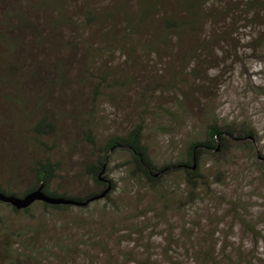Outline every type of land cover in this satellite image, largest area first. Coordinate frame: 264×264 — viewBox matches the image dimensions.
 <instances>
[{
  "label": "trees",
  "instance_id": "1",
  "mask_svg": "<svg viewBox=\"0 0 264 264\" xmlns=\"http://www.w3.org/2000/svg\"><path fill=\"white\" fill-rule=\"evenodd\" d=\"M70 1L72 4L75 0ZM83 1L91 7L88 11L89 22L95 23L100 19V16L91 4L93 0ZM108 1L113 4V7L112 9L106 7L101 13L102 23L108 25V30L103 33L104 36L100 42L107 38H113L114 43L129 44L134 41L135 35L144 34L146 31L145 23L147 22L148 26H155L158 30L153 44L161 42L164 45H171L173 38L182 39L190 35L200 36L203 33V28L211 25L212 28L206 32L204 29L205 36L208 38H203L202 42L199 41L195 44L189 57L197 59L198 48L200 47L207 50V56L212 60L217 55L215 50L219 48L225 54L236 53L238 56L243 47L252 53H250V58L260 60L262 70H264V65H262L264 63V0H237V3L233 2L236 0H227L222 8L216 9L211 6L215 5V2L222 3L225 0ZM13 5L17 10L16 13L9 10L4 15L6 21L2 23L5 31L3 38L6 39L4 43H7V47H0V71L10 72L9 78L7 77L5 82L2 79V82L16 86L17 97L22 101L20 102L21 105L24 106L22 107L23 111L31 112L33 106L27 109V104H34L35 100L38 111H42L45 101L51 100L53 96L52 89L44 84L47 89L43 91V84H41V82L49 85L51 83L48 78V80L45 78V73H49L52 69L50 63L39 57L44 65L36 64L33 67L20 70L17 68L16 59L10 56L18 54L26 35L36 36L38 24L42 23L41 25L45 27L46 31L50 30L61 35L63 25L72 24L73 17L69 16L66 8L68 0H37L35 2L37 10L47 8L49 10V12L43 13V17H40L37 11L35 12L40 17L38 24L29 19L27 12L21 13L22 5L17 3ZM3 7L7 9L9 6L0 5V8ZM120 15L123 17L120 18ZM38 35L39 37H36L39 40L36 39L37 43L31 45V49H35L44 40H48L50 45L51 43L60 46L63 44L61 41L52 42V38L45 36L42 29L38 30ZM118 35H121L119 42L116 41ZM17 43L19 47L16 45ZM141 44L142 42L132 44L129 48L131 54L135 55L136 46L139 47ZM153 44L143 43V47L146 49ZM56 45H52V49L62 48ZM103 45L104 43H101V46ZM27 47L29 46L27 45ZM156 47L153 46V48ZM89 49L90 47H88ZM99 50L97 48V52ZM34 52L30 48L29 50L25 49L22 56H31L30 59L33 60ZM257 52L259 53L257 54ZM10 59L12 62H8ZM205 62L209 63L206 60ZM11 63L15 64V69L9 68ZM237 63L241 64L239 61ZM192 74L196 77L199 76L196 69H192ZM115 76L118 78L112 80V83L117 86L128 85V79H130L128 74L121 73V75ZM101 81L99 86L102 83H107L108 78L102 76ZM63 82H66L65 78H63ZM25 87H30V93L32 92L36 96L34 101L32 96L29 97V93L26 96L22 94L23 89H26ZM95 90L98 94L99 87ZM261 91V96L264 97V88ZM183 94L177 101L176 109L162 108V111L165 112L164 119L167 115L170 123H172L165 126L162 124L163 122H160L159 128L168 131L167 133L172 134L174 130L181 127V122H186V115L182 114V111L194 112V109L189 111L190 107L186 102L188 96L184 92ZM96 100L95 98L93 103H96ZM94 107L86 114L84 123L88 129L85 134V141L92 145L99 155L85 168L83 175L95 182L94 189L77 194L55 188L56 179L62 177L61 172H59L62 163L50 157L33 162L31 171L35 182L24 191L9 190L0 181V190L8 194L24 196L43 187V191L47 195L65 200L56 203L37 200L27 208H18L0 200V204L16 214L29 213L36 206H41L45 215L53 214L55 216V214L59 215L60 213L64 215L65 212H70V209H85L91 205L98 206L101 201L105 202L100 218L96 222L92 220L87 224L84 240L77 239L78 232H73L71 229L75 224L80 226L85 224L83 217L78 219L79 215L71 219H66L65 216L61 217V225L58 227V231L62 234L59 237L54 235L55 227L44 223L45 221L40 222L42 224L35 227L25 226L23 231L16 234L11 222L9 223L7 219H1V228L4 233L9 237L10 234H16L21 244L29 249L28 256L25 257L26 261L23 259L24 264H42V254L47 253L45 256L49 254L54 256L57 249L60 250V254L55 256L68 259V262L65 261L64 263L61 260H56L55 262L58 264H264V233L260 232L258 228L259 219L254 218L248 212L240 194L233 192L231 185L226 183L227 174L225 172L227 171L225 169H219L213 182L210 181V174L206 172V166L203 165V160L206 158H212L217 167L221 164L232 163L236 151L244 150L241 145L243 143L251 153L250 157L258 169L257 173L261 175L258 178L264 181V159H262L264 154L261 155L262 158L259 157L256 142L258 136L255 127L250 126L249 123L247 125L239 124L234 120L222 122L215 118L212 109L205 108L203 110L207 113L204 114H207L209 123L200 126L195 124L194 127L197 128V131L194 134L196 135L187 136L188 141L178 157L158 165L150 153L148 145L144 142L146 127L143 123L136 124L126 135H113L101 144L93 131L96 110ZM0 115L1 122L3 116ZM190 115L193 116L194 114ZM19 119L26 128L28 124L22 123L23 116L20 115ZM19 119L17 118L16 121L20 123ZM30 125L32 126L31 130L35 132L34 138L39 141V147L44 149L45 153L51 154L54 146H50L42 140L57 132L58 125L52 119V115L43 113L34 125ZM171 147L178 148L174 141ZM116 150L126 152L127 155L129 153L130 159L114 165L126 172L128 183L135 185L137 182L139 186L142 183H147L148 189L154 192L155 197L145 206H142L143 201L140 194L138 196L129 195L128 202L125 201L126 199L115 197L114 193L118 189V182L112 176L114 171L112 157ZM3 162L4 158L0 154V167ZM21 165L20 159L18 166H14V164L7 166L8 171H12V166L14 170L18 171ZM248 165H250L249 161ZM124 180L126 178H123ZM212 182H219L223 189H215ZM7 183L10 184V182ZM126 191L132 192L130 189ZM206 202L209 204L204 206ZM215 203L218 204L216 205L217 208L222 205L224 209L221 216L216 213H211L213 217L200 214L204 210L203 206L212 208ZM216 206H214V210H217ZM110 209L117 216L115 221L108 216ZM192 209L198 221L191 219L193 215L188 211H192ZM204 215L209 219L207 223L202 225ZM218 216L221 219H216ZM89 217L93 218L92 216ZM177 217H180L181 221ZM224 222L226 225L234 223L228 234L240 233L244 237H251L253 243L243 241L234 246L231 242L219 240L217 233L220 231V225ZM206 225L210 229H205ZM116 227L118 228L116 229ZM202 230H207V232L203 234ZM31 232L33 233L32 236H30ZM160 237L161 241H158ZM193 239L197 242L195 243ZM261 241L263 246H259ZM82 246L87 247V251L79 254ZM10 250H7L8 254L11 252L9 263L20 264L19 260L22 257ZM80 256L86 259L84 263L76 261V257Z\"/></svg>",
  "mask_w": 264,
  "mask_h": 264
},
{
  "label": "rangeland",
  "instance_id": "2",
  "mask_svg": "<svg viewBox=\"0 0 264 264\" xmlns=\"http://www.w3.org/2000/svg\"><path fill=\"white\" fill-rule=\"evenodd\" d=\"M35 2L37 0H0V5L9 6L7 9L6 7L0 8V47H7V43H4L6 39L3 38L5 31L2 23L6 21L4 15L9 10L16 13L17 10L13 4L22 5L21 13L27 12L29 19L37 24L39 18L43 17V13L49 12L48 8L37 10ZM233 2L237 3L238 1ZM215 3L211 6L212 8H222L227 0L222 3ZM91 4L100 16V19L95 23H90L88 20V16H90L88 11L91 7L86 2L75 0L71 4V1L68 0L66 8L69 16L73 17V21H71L72 24L63 25L61 35L50 30L46 31L45 27L41 25L42 23L38 24L39 26L35 25L37 27L36 36L39 37L38 30L42 29L45 36L52 38V42L61 41L63 43L61 46L54 43L50 45L48 40H44L35 49H31V45L37 43L38 37L30 36V34L25 36V41L23 46H20L21 49L18 54L10 56L16 59L17 68L20 70L33 67L36 64L44 65L40 58L50 63L52 69L49 73H45V78H48L51 83L49 85L41 82V84H43V91L47 89L44 84L49 86L53 96L51 100L45 101L44 110L38 111L36 96L32 92L30 93V87H25L26 89H23L22 94L26 96L29 93V97L32 96L35 103L27 104V109L33 106L31 112L23 111L22 107L24 106L21 105L20 102L22 101L17 97L16 86L7 82L4 83L9 78L10 72L0 71V114L3 116L0 122V154L4 158L0 167V181L7 189L21 192L29 188L35 182L31 171L33 162L46 157L62 163V168L59 171L62 177L56 179L55 188L77 194L94 189L95 182L88 176H83L85 168L99 155L96 153V149L85 141L88 127L84 122L87 112L94 105L96 110L93 131L101 144L113 135H126L136 124L143 123L146 127L144 142L148 145L149 151L158 165L178 157L188 141L187 136L196 135L194 132L197 131V128L194 125L200 126L208 122L207 114H204L206 111L203 110L205 108L212 109L215 118L222 122L234 120L239 124L247 125L249 123L250 126L255 127L258 136L256 137L258 154L262 158L261 155L264 154V97L261 96V89L264 88V70H262L260 60L250 58L249 49L246 50L242 47L239 55L236 56V53L225 54L219 48L215 50L217 55L212 60L207 56V50L200 47L197 53L200 59H195L189 57V54L192 53L195 44L199 41L202 42L206 37L208 38L205 36L204 29L206 32L212 28L211 25L205 26L200 36L190 35L182 39L173 38L171 45H164L161 42L153 44L158 30L155 26H148L146 22L144 34L135 35L134 41L131 42L132 44L142 42L139 47L136 46L137 51L133 55L129 49L131 43H114L113 38H107L100 42L104 36L103 33L108 30V25L102 23L101 13L106 7L112 9L113 4L108 0H93ZM36 11L40 17L35 13ZM122 17L120 15V18ZM14 21L16 23V20ZM120 36L118 35L117 42L120 41ZM101 43L104 45L101 46ZM143 43H147V45L152 43L153 45L145 49ZM16 45L19 47L18 43ZM52 45L62 48L55 50L52 49ZM153 46L157 47L153 48ZM88 47H90L89 50ZM29 48L35 51L33 60L30 59L31 56H22L25 49L29 50ZM97 48L100 49L98 52ZM247 54L249 55L247 56ZM205 60L209 63H206ZM238 61L241 64H238ZM8 62H12L11 59ZM11 67L15 69V64L11 63L9 68ZM192 69H196L199 76H194ZM121 73L128 74V78H130L127 86H117L111 82L118 78L115 75H121ZM102 76L107 77L108 82L99 86ZM63 78L66 79L65 83ZM97 87H99L98 94L95 90ZM183 92L188 96L186 102L190 107L189 111L194 109V112L182 111V114L186 115V122H181V127L174 130L172 134L167 133L168 131L159 128L160 122H163L162 124L165 126L172 124L167 115L164 119L165 112L162 111V108L176 109L177 101L184 95ZM95 98L97 99L96 103H93ZM43 113L52 115V119L58 125L54 135L42 140V142L54 146L51 154L45 153V150L39 147V141L34 138L35 132L31 130L32 126L30 125H34ZM192 113L193 116L190 115ZM20 115L23 116L22 123L28 124L26 128H24V124H21ZM17 118L20 123L16 121ZM173 141L178 148L171 147ZM241 145L244 150L236 151L232 163L221 164L217 167L212 158H206L203 160V165L206 166V172L210 174V181L215 179L219 169L227 171L225 172L227 174L226 183L231 185L233 192L240 194L248 212L254 218L259 219L258 228L260 232L264 233V181L258 178L261 175L257 173L258 169L250 157V151L246 149L245 144L241 143ZM112 158L113 166L130 159L129 153L127 155L121 150H116ZM20 159L22 163L20 169L16 171L12 166V171L9 172L7 166L10 164L18 166ZM248 161L250 165H248ZM242 163L244 165H241ZM246 163L247 165H245ZM113 168L112 176L118 182V189L114 193L115 197L126 199L125 201L128 202L129 195L138 196L140 194L143 201L142 206H145L155 197L154 192L148 189L147 183H142L140 186L137 182L135 185L134 183L129 184L126 172L116 166ZM123 178L126 180L123 181ZM220 185L219 182L213 183V187L218 190L223 189V186ZM125 188L132 190V192L126 191ZM208 204L209 202H206L204 206ZM216 205L218 204H213L212 208L203 206L204 210H200V214L213 217L211 213H216L221 216L224 209L222 205L218 208ZM104 206L105 202L101 201L98 206L91 205L85 209H70V212L67 211L64 215L60 213V216L58 214L54 216L53 214L45 215L41 206H36L29 213L16 214L0 204V220L7 219L9 223L11 222L16 234L23 231L25 226L35 227L42 224L40 222L45 221L44 223L55 227L54 235L59 237L62 234L58 231V227L61 225V217L65 216L66 219H71L79 215L78 219L83 217L85 224L82 226L75 224L71 229L73 232H78L77 239L84 240L87 224L92 220L96 222L100 218ZM214 206L217 210H214ZM109 212L113 213L111 209ZM188 212L193 215L191 217L193 221H198L193 209ZM110 213L108 216L115 221L117 219L116 214L111 215ZM208 219L204 215L203 221L206 220V222L202 221V225L207 223ZM216 219H221V217L218 216ZM44 223L43 225H46ZM1 225L0 222V264H10L11 252L8 254V249L19 254L22 257L19 260L20 264H24L23 259L26 261L29 249L21 244L16 234H10L9 237L4 233ZM232 225L234 223L226 225L225 222L220 225V231L217 233L219 240L231 242L234 246L243 241L253 243L251 237H244L240 233L228 234ZM205 229L210 228L206 225ZM201 232L205 234L207 230ZM32 235L31 232L30 236ZM34 235L37 236L36 233ZM158 241H161V237L158 238ZM193 241L197 242L195 239ZM259 246H263L262 241L259 242ZM85 251H87V247L82 246L79 254ZM59 254L60 250L57 249L55 255L59 256ZM45 255L47 253L42 254V264H58L55 262L56 260H61L62 263L68 262L67 258L53 256V254ZM85 260L83 256L76 257V261L80 263H84ZM183 260L186 261V259Z\"/></svg>",
  "mask_w": 264,
  "mask_h": 264
},
{
  "label": "water",
  "instance_id": "3",
  "mask_svg": "<svg viewBox=\"0 0 264 264\" xmlns=\"http://www.w3.org/2000/svg\"><path fill=\"white\" fill-rule=\"evenodd\" d=\"M0 200L10 203L18 208H27L37 200H44V201L52 202V203H56L59 201H63V202L65 201L64 199L60 200L55 197L47 195L43 191V187H40L39 189L32 191L24 196H19L16 194H8L0 190Z\"/></svg>",
  "mask_w": 264,
  "mask_h": 264
}]
</instances>
